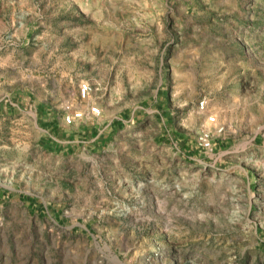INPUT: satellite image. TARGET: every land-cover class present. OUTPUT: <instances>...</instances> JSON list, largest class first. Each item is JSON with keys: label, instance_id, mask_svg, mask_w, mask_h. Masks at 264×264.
<instances>
[{"label": "rangeland", "instance_id": "374dc122", "mask_svg": "<svg viewBox=\"0 0 264 264\" xmlns=\"http://www.w3.org/2000/svg\"><path fill=\"white\" fill-rule=\"evenodd\" d=\"M263 135L264 0H0V264H264Z\"/></svg>", "mask_w": 264, "mask_h": 264}, {"label": "built area", "instance_id": "2783aa9c", "mask_svg": "<svg viewBox=\"0 0 264 264\" xmlns=\"http://www.w3.org/2000/svg\"><path fill=\"white\" fill-rule=\"evenodd\" d=\"M91 92V87L88 84H83L80 88V94L81 97L83 99H85L87 97V95H89ZM199 110L204 112L206 110V103L205 102H201L199 105ZM91 114L93 116L99 117L101 116V111L98 108H92L91 109ZM83 119V114L82 113H73L70 116L65 118V123L67 125H73L78 121H81ZM211 122H214V118L210 119ZM263 142H264V135H263ZM200 146L205 149V150H212V142L209 138L208 135H205L203 137L200 138L199 141Z\"/></svg>", "mask_w": 264, "mask_h": 264}]
</instances>
